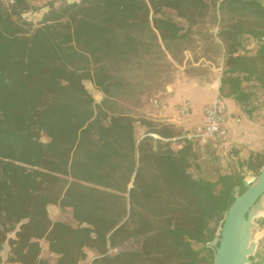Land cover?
I'll list each match as a JSON object with an SVG mask.
<instances>
[{"label": "trees", "instance_id": "16d2710c", "mask_svg": "<svg viewBox=\"0 0 264 264\" xmlns=\"http://www.w3.org/2000/svg\"><path fill=\"white\" fill-rule=\"evenodd\" d=\"M30 9L0 0L3 264H81L89 250L90 264H212L208 243L243 177L194 178L197 143L182 137L173 149V125L126 112L123 72L166 55L178 61L192 38H212L201 30L209 22L223 46L218 91L251 119L256 88L264 98V0H52L36 23L22 16ZM249 39L252 54L243 52ZM243 164L256 176L264 153ZM49 205L69 210L75 225L52 220ZM248 258L264 264V237Z\"/></svg>", "mask_w": 264, "mask_h": 264}, {"label": "rangeland", "instance_id": "374dc122", "mask_svg": "<svg viewBox=\"0 0 264 264\" xmlns=\"http://www.w3.org/2000/svg\"><path fill=\"white\" fill-rule=\"evenodd\" d=\"M31 9L23 13V18L36 23L46 11L48 3L52 0H28ZM73 1V0H67ZM5 5H9L10 0H2ZM57 3V2H56ZM166 13L175 21L182 22L173 11L166 10ZM205 26V27H204ZM201 30L203 36L205 32H211L212 38L207 34L205 38H192L194 43L187 50L183 51L179 56V60H173L169 55H166L160 60L154 61L151 66H131L123 73L130 80L131 86L129 92L120 100V106L135 117H145L155 122L171 124L173 120L178 121L182 127L175 129L180 132V135L170 138V145L173 149H177L180 145L181 138L187 133H190L198 121L200 114L201 103L212 97L213 90L205 89L213 85L215 81H220V76L223 66V46L215 36L217 26L206 22ZM215 44L218 46V49ZM257 48L256 42L249 39L246 43L243 52L252 54ZM217 82L214 85H217ZM84 85L92 95L95 102H99L102 98V93L98 91L94 85L85 80ZM196 87V88H192ZM199 87V88H198ZM256 90L255 106L257 110L252 113V118L244 117L256 121L262 132H264V98H262L261 90ZM150 98H157L165 108L161 111H156L149 104ZM189 98L192 105L188 107L189 114L181 111V104ZM229 108L227 99H223ZM258 105V106H257ZM241 116L240 125L245 124V118ZM173 119V120H172ZM145 132V128L138 122L135 123V137L139 139ZM46 140L45 137H42ZM256 139L253 140L255 143ZM260 153H264V145L257 146ZM195 159L189 172L194 178H202L215 180L218 174L238 173L243 177L245 182H252L256 177L252 170H249L243 164L250 154L257 153L252 151L248 144H232L223 140H212L205 144H196ZM256 164V161L253 163ZM264 204V199H262ZM48 213L52 220H60L71 225H75L69 210L61 209L56 205L48 206ZM264 218V208H262L252 218L254 226L251 228L250 240L255 242V249L262 237H264V224L260 220ZM42 255L47 257L52 262L54 257L46 250L45 242H41ZM5 246L1 254V262L3 264ZM255 252V250H254ZM95 253L88 251L87 257L81 264H90Z\"/></svg>", "mask_w": 264, "mask_h": 264}, {"label": "water", "instance_id": "95a60500", "mask_svg": "<svg viewBox=\"0 0 264 264\" xmlns=\"http://www.w3.org/2000/svg\"><path fill=\"white\" fill-rule=\"evenodd\" d=\"M245 190L233 188L234 200L227 208L219 232L208 246L214 249L212 264H249L255 242L250 240L252 218L262 208L264 199V165L252 182H243Z\"/></svg>", "mask_w": 264, "mask_h": 264}, {"label": "crops", "instance_id": "0c3cea01", "mask_svg": "<svg viewBox=\"0 0 264 264\" xmlns=\"http://www.w3.org/2000/svg\"><path fill=\"white\" fill-rule=\"evenodd\" d=\"M214 83L213 85H210L208 88H205V89L213 90V94L211 98L201 103L198 121L194 122L196 123V125L202 122V119H203L202 111H203L204 105L207 103H210L214 95L219 92L218 87H219L220 81L218 80L217 85H214ZM192 88H196V87L192 86ZM223 99H227L229 102V108H227V105L224 102L226 106L227 114H228L227 136H226L227 142L235 144V145L242 144V143L245 145L248 144V147L252 151L259 152L257 149L258 148L257 146L264 145V132H262V127H260V125H258L256 121L250 120L247 117L245 118L244 117L245 114L243 113L239 104L235 100H233L232 98H228V97H223ZM181 105L190 107L192 103L189 98H186L184 100V103H182ZM241 116L245 118L244 125H240ZM236 118H239V121H237ZM171 123H174L175 125L174 127H177V128L182 127L178 124V121L173 120ZM254 139H256V141H254L255 143L251 144Z\"/></svg>", "mask_w": 264, "mask_h": 264}, {"label": "built area", "instance_id": "2783aa9c", "mask_svg": "<svg viewBox=\"0 0 264 264\" xmlns=\"http://www.w3.org/2000/svg\"><path fill=\"white\" fill-rule=\"evenodd\" d=\"M13 2V0H10ZM150 106L156 111L165 108L157 98L149 99ZM188 112V106H181V111ZM202 122L195 125L190 133L184 135L185 138L194 141L197 144H205L212 140H223L227 136L228 114L222 95L218 92L214 95L212 101L203 107ZM239 121V118H236Z\"/></svg>", "mask_w": 264, "mask_h": 264}]
</instances>
